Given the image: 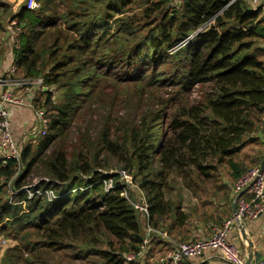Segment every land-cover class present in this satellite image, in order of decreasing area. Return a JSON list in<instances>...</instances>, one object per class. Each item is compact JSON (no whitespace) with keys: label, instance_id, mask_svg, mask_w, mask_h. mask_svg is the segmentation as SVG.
<instances>
[{"label":"trees","instance_id":"trees-1","mask_svg":"<svg viewBox=\"0 0 264 264\" xmlns=\"http://www.w3.org/2000/svg\"><path fill=\"white\" fill-rule=\"evenodd\" d=\"M36 4L35 10L24 4L13 17L24 30L19 49H11L13 64L21 76L41 77L62 96L58 103L49 92L36 99L49 119L38 150L30 143L19 163L0 160V233L30 230L34 240H24L31 249L18 263L48 264L49 253L73 250L74 260L126 264L125 256L140 249L143 229L122 196L120 170L144 193L150 226L189 241L177 239L187 219L166 195L178 185L221 202L246 164L258 167L262 160L258 151L239 161L246 148L261 144L262 9L246 0ZM133 5L140 14L131 12ZM165 117L169 136L159 130ZM111 163L119 170L99 171ZM223 168L232 187H207ZM33 174L46 176L50 183L41 186L59 199H29L24 187ZM108 179L115 186L105 192ZM128 197L133 202L131 192Z\"/></svg>","mask_w":264,"mask_h":264},{"label":"built area","instance_id":"built-area-1","mask_svg":"<svg viewBox=\"0 0 264 264\" xmlns=\"http://www.w3.org/2000/svg\"><path fill=\"white\" fill-rule=\"evenodd\" d=\"M179 3L182 0H171ZM251 8L264 5V0H246ZM25 7L28 10L37 9L36 0H27ZM12 21V20H11ZM21 26L16 22L10 23L7 28L9 43L19 49V35L23 32ZM181 43L180 46H182ZM54 86H47L43 78H29L18 75L13 61L4 70L0 61V160L5 165L8 160L20 162L21 151L16 143L11 130L10 108L25 107L34 113L35 125L32 127V135L38 131L39 136L45 134V129L49 123L45 111L36 108V99L39 94L49 92L54 98ZM28 136V134H27ZM119 185L122 188V196L137 210L141 216V225L143 229L142 244L139 251L125 256L126 264L142 263L152 264V247L155 240L162 241L165 245H170L163 256L156 260L155 264H184L191 259L202 258L206 253L214 252L227 264H246V257L243 252L229 241V237L235 228H245L246 225L256 221L264 213V170L258 167L247 169L240 177L236 179L232 188V197L235 205L234 213L224 220L220 227L212 228L209 237L188 242H175L169 235L162 231L154 229L148 222V207L144 196H138L130 201L128 193L133 191V180L130 173L118 171ZM49 184L47 178H43L37 183L27 185L24 191L29 199L42 197L48 202L59 199L54 191L41 186L42 183ZM46 184V185H47ZM104 191L113 189L115 183L112 179L103 182ZM11 181L7 184L10 199L14 192L10 189ZM261 264V263H260Z\"/></svg>","mask_w":264,"mask_h":264},{"label":"rangeland","instance_id":"rangeland-1","mask_svg":"<svg viewBox=\"0 0 264 264\" xmlns=\"http://www.w3.org/2000/svg\"><path fill=\"white\" fill-rule=\"evenodd\" d=\"M27 0H0V43L4 45V43L7 42L9 50L14 48L9 43V37L7 36V28L10 25V23L16 22V20L13 19L14 15H16L18 9L23 6L26 3ZM139 2H134V4H138ZM260 8L262 9V15L264 16V5H261ZM142 11L141 8H139L137 5L132 6V11L135 14H140ZM12 20V21H11ZM5 32V33H4ZM4 34V35H3ZM6 35V36H5ZM5 39V40H4ZM264 44V42H259ZM264 59V57L262 58ZM195 93V92H194ZM54 98L52 100L55 103H58L62 96V91L60 88H57L55 86L54 91ZM42 95L39 94L37 96L38 99L42 100ZM50 115V113H49ZM34 117V113H33ZM35 123V122H34ZM170 118L165 117L164 121L159 124V130H163L164 134H167L168 136L171 135L170 132ZM33 127V126H32ZM31 127V129H32ZM154 126L151 131L155 128ZM29 129L28 131L26 128H21L19 130V137L16 139V143L19 147V150L22 152L23 148L27 146L28 144H32L33 151H37L38 147L41 142L42 136H39L38 131L34 135H32V130ZM28 133V136H27ZM73 134L69 137L70 140H72ZM49 151V149L47 150ZM249 149L243 151L242 155L239 156V161H248L247 157L251 155L252 157L255 155V151L253 153H249ZM260 151V150H259ZM48 152H45V154ZM250 156V157H251ZM261 163V162H260ZM111 168L108 170H99L103 174H111L112 172L115 173L119 170L117 168L116 164L111 163ZM248 169L253 167L254 165L246 164ZM131 175V174H130ZM46 178V176L41 175H30V178L28 179L29 184H34L40 181L41 179ZM178 179V184H179ZM119 182V180H118ZM234 180H232L226 172V169L223 168L222 175L220 178H218L216 181H211L207 187L211 188L216 187V190L218 189L219 192H223L219 189V186H222L223 184H230L232 187ZM137 183L133 184V191H130L132 193V197L135 200L138 196H144V193L141 192L137 186ZM224 186V185H223ZM167 199H170L172 202H175L176 206L180 207V213L183 214L187 219L186 228L188 227H194V225L198 222H204L205 225L208 224H216L217 226L219 223L216 222L217 220H220V214L216 212L218 205V199H210L209 195L203 194L202 192H197L194 194V192H190L187 190H184L178 185L175 186V189L168 193ZM217 196V195H213ZM220 196V195H219ZM218 196V197H219ZM211 201V202H210ZM214 218V219H212ZM172 220L166 221L165 225L166 227L171 225ZM167 229V228H166ZM179 230H176L177 232ZM181 232H185V230H181ZM173 234V233H172ZM32 236H30V230H23L19 231L17 228L14 229H7L5 232L0 233V264H7L14 263L19 264V259H26L29 255L26 251V248H28V251L31 249V246H25V239L34 242L33 239H31ZM240 249V248H239ZM241 250V249H240ZM76 251H62L55 254H48L45 256V258L48 261V264H103V261H100L95 256H88L86 260L82 258H78L74 260L71 255H75Z\"/></svg>","mask_w":264,"mask_h":264},{"label":"crops","instance_id":"crops-1","mask_svg":"<svg viewBox=\"0 0 264 264\" xmlns=\"http://www.w3.org/2000/svg\"><path fill=\"white\" fill-rule=\"evenodd\" d=\"M0 59H1L0 61H1V64L4 70L13 61V53L11 52V50H9L7 42L4 43V45L0 43ZM18 75L21 76L19 72H18ZM10 121H11V130H12L13 136H15L16 139H18L19 137V132H20L19 130H21V128L24 127L28 131L29 129H31L32 126L35 125L33 111L25 107H11L10 108ZM263 121H264V117H263ZM262 128L263 129L260 130V132H258V135H257V137L259 138V142L261 144L258 146H249L248 149L250 150L249 151L250 154L253 153V151L258 152L260 150L259 152H261L262 157H263L264 155V123L262 125ZM215 211L220 214L221 220L216 221L219 224L221 221L229 218L233 214L234 202H233V197H232V188H230L225 200H222L221 202L218 203L217 209ZM215 225L216 224L205 225L204 222L202 223L198 222L194 225V227H188V228H186V225H185V227L180 228V230H185L184 232L185 234L177 236V239L179 240L186 239L189 241H191V239L192 240H197L200 238L205 239L210 236L212 232V228L217 227ZM241 229H243V231H241ZM174 241L179 242L178 240H174ZM229 241L232 244L236 245L238 248H240L245 257H246L245 247L247 243L251 242L253 245L252 250L255 252H258L260 256L263 257V261L261 262V264H264V213L256 221L252 222L251 224L246 225L245 228H242V227L240 229L235 228L229 237ZM152 245H153L152 251H151L153 255L152 264H155L156 260H158L159 257L163 256L164 253L167 250H169L170 245H165V243H163L162 241L160 242L154 241ZM184 264H227V263H225V261H223L217 255V253L210 252V253H206L202 258L191 259L190 261Z\"/></svg>","mask_w":264,"mask_h":264},{"label":"water","instance_id":"water-1","mask_svg":"<svg viewBox=\"0 0 264 264\" xmlns=\"http://www.w3.org/2000/svg\"><path fill=\"white\" fill-rule=\"evenodd\" d=\"M260 169L264 170V155L262 157V161L260 163ZM234 211H235V205H234ZM234 213V212H233ZM243 228V227H242ZM243 231V229H241ZM252 243L249 242L246 245V264H260L263 261V257L260 256L258 252H255L252 250Z\"/></svg>","mask_w":264,"mask_h":264}]
</instances>
